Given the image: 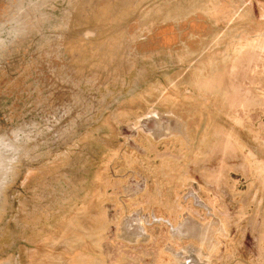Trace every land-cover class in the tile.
Returning <instances> with one entry per match:
<instances>
[{"label":"rangeland","instance_id":"374dc122","mask_svg":"<svg viewBox=\"0 0 264 264\" xmlns=\"http://www.w3.org/2000/svg\"><path fill=\"white\" fill-rule=\"evenodd\" d=\"M0 264H264V0H0Z\"/></svg>","mask_w":264,"mask_h":264}]
</instances>
